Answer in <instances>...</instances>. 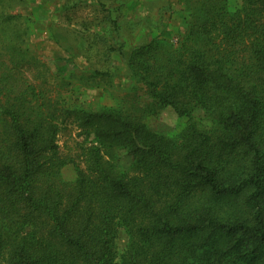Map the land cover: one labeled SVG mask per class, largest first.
<instances>
[{
  "label": "trees",
  "instance_id": "1",
  "mask_svg": "<svg viewBox=\"0 0 264 264\" xmlns=\"http://www.w3.org/2000/svg\"><path fill=\"white\" fill-rule=\"evenodd\" d=\"M182 1L179 46L134 48L127 100L94 110L23 0H0V264H264V0ZM167 108L189 119L178 139L145 123Z\"/></svg>",
  "mask_w": 264,
  "mask_h": 264
},
{
  "label": "rangeland",
  "instance_id": "2",
  "mask_svg": "<svg viewBox=\"0 0 264 264\" xmlns=\"http://www.w3.org/2000/svg\"><path fill=\"white\" fill-rule=\"evenodd\" d=\"M23 2L24 10L38 21L35 30L40 37L34 39V47L41 57L61 59L59 66L66 67L69 74L76 73L72 98L94 110L115 106L125 101L131 92L133 80L127 60L134 48L158 36L177 47L187 31L188 15L182 0ZM241 6V0H228L230 12H236ZM94 71L108 72L109 76L91 79L90 73ZM193 119L201 129L209 130L212 126L208 115L199 107L194 109ZM188 121L171 108L145 119L152 132L176 139L186 129ZM63 142L60 136L61 147ZM133 162L129 151L118 152L119 169L129 171ZM62 176L69 182L75 180L74 165L64 167ZM128 241L127 232L121 229L116 240L119 255L125 252Z\"/></svg>",
  "mask_w": 264,
  "mask_h": 264
}]
</instances>
